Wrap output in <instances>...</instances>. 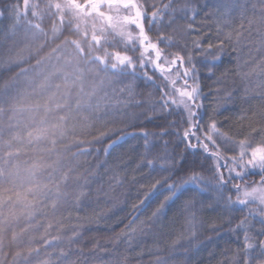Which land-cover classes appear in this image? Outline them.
I'll return each mask as SVG.
<instances>
[{
  "label": "snow or ice",
  "instance_id": "1",
  "mask_svg": "<svg viewBox=\"0 0 264 264\" xmlns=\"http://www.w3.org/2000/svg\"><path fill=\"white\" fill-rule=\"evenodd\" d=\"M211 7L209 31L194 26L191 0H14L0 8V23L11 19L0 30V118L6 106L20 111L17 98L38 87L44 103L29 110L55 117L26 131L30 145L43 142L56 153L72 118L84 128L99 124L97 142L122 131L121 124L139 127L133 135L143 140L138 167L145 179L135 181V202L117 242L131 248L145 236L159 241L169 213L173 220L179 213L183 224L168 246L187 238L188 251L199 239L203 211L222 212L240 243L217 264H264V0H213ZM225 59L240 88L217 77ZM46 61L53 70L34 86L30 68ZM205 87L215 106L205 107ZM235 97L243 103L221 111ZM225 112L233 115L222 122ZM148 124L158 131H147ZM22 140L11 129L5 138L0 125V264H128L119 248L85 244L82 234L85 222L112 220L108 212L124 182L110 174L105 187L95 166L64 165L59 153L46 166L34 162L22 178L12 147Z\"/></svg>",
  "mask_w": 264,
  "mask_h": 264
},
{
  "label": "trees",
  "instance_id": "2",
  "mask_svg": "<svg viewBox=\"0 0 264 264\" xmlns=\"http://www.w3.org/2000/svg\"><path fill=\"white\" fill-rule=\"evenodd\" d=\"M13 2L14 0H0V8L11 5ZM191 3L196 8L194 26L197 28H208L211 31L214 25L208 19L207 14L214 11L211 7L213 0H191ZM10 23V18L0 23V30L6 29ZM197 38L200 37L193 36V39ZM109 50L112 51L113 49ZM32 63L34 64L35 61ZM51 63L55 64V61ZM52 70L51 64L47 61L35 70L30 68L31 75L34 78V86ZM18 71L19 69H14L11 74L15 75ZM0 72H3L2 67H0ZM216 75L225 81V86L230 87L234 83L237 88L241 87L239 78L234 73V66L229 64L227 59L224 61V66L216 71ZM5 79H7V74H5ZM136 83L139 85V81ZM206 83L213 85L211 80L206 81ZM29 91L31 92V89ZM139 91L141 95H146V89L143 86L139 87ZM204 92L209 94L208 99L204 101L205 107L215 106V101L210 95V89L205 87ZM37 102L42 105L44 99L42 90L35 87L34 93L28 95L27 98L23 100L19 99V97L17 98L16 104L21 109L20 111L11 112L6 106L2 118H0V125L4 126L5 138L9 137V129L12 132L18 131L21 137H23L22 142L13 141L12 143L13 149H18L19 151V154L13 157V164L18 168L22 178L26 179L28 177V170L34 162L38 161L46 166L47 162L55 160L57 153H59V157L64 165L81 164L85 168L95 166L94 171L98 172L99 178L105 187L107 186L110 174L118 176L124 182L123 187L120 189L116 206L108 212V215L113 217L112 220L107 225L103 221L99 226L88 222L82 225L83 242L85 244L91 245L93 241H97L101 245V248L117 247L122 255L127 254L128 264H157L160 260L167 261V264H217L219 260L224 258L223 253L225 249H234L240 243L236 239V234L229 230L228 215H224L222 212H209L207 210H204L202 213L203 225L198 227L197 236L199 239L188 251L185 250V247H182V245L186 246L188 244L187 238L181 240L175 246V249L168 246L171 240L175 239V236L172 234L178 232L183 224L179 213L176 214L175 220H173L172 213H169V219L166 221L169 226L164 230L165 235L159 241H154L152 236H145L143 237L144 243L142 245H137L133 241L131 248L125 245L122 238L117 242L118 234L127 222L132 212V204L135 202L137 194L135 181H143L145 179V176L142 174L143 165L138 167L140 154L144 150L143 140L138 135H133L138 134L141 129L121 124L118 127L122 131L118 133L115 131L111 132L109 136L101 137L99 142H97L93 140V136L99 135V124L94 125L92 128H84L78 123V118H72L68 121L65 137L56 145L57 152L52 153L44 148L43 142L40 145H30L25 135L26 131L38 125L42 118H46L49 124L54 121V111L45 114L42 108L39 113L29 110L28 106L31 105L34 108ZM242 103L243 101L239 97H235L230 102L222 103L221 111L225 108H236ZM133 111L135 110L133 109ZM232 115V112H225L219 119L222 122H226L225 116L231 117ZM141 123L146 122L142 121ZM146 130L150 132L158 131L151 124L147 125ZM119 136H125V139L119 140ZM75 139H84L90 143L85 144L84 148L80 149L75 147ZM113 139H116L117 143L110 150V155H105L104 150L108 144L112 143ZM69 146H72L71 150ZM82 152H90L91 155L81 154ZM75 154L78 156V159H74ZM177 179H180V177H177ZM253 179H258V177H253ZM87 214L91 215V211L88 210ZM76 215L77 213H72L73 226H75ZM198 215H200L199 211ZM80 216L83 220L85 213H80ZM222 216L223 218H221ZM231 216L233 218H242L240 213H232ZM233 227H235V224H233Z\"/></svg>",
  "mask_w": 264,
  "mask_h": 264
}]
</instances>
